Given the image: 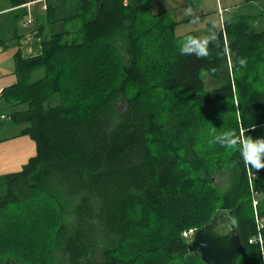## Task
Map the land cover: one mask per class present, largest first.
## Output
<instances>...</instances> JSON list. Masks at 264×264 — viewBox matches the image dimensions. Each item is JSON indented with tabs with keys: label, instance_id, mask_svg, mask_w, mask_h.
<instances>
[{
	"label": "trees",
	"instance_id": "1",
	"mask_svg": "<svg viewBox=\"0 0 264 264\" xmlns=\"http://www.w3.org/2000/svg\"><path fill=\"white\" fill-rule=\"evenodd\" d=\"M257 19L225 22L197 59L180 54L189 35L177 36L170 15L153 14L149 0H81L64 19L80 22L75 33L52 32L38 56L15 54L0 126L25 127L36 152L0 177V264H202L182 233L220 211L243 244L235 264H264V247L248 243L254 200L264 216V169L209 143L213 127L264 137ZM203 73L220 86L207 90Z\"/></svg>",
	"mask_w": 264,
	"mask_h": 264
},
{
	"label": "crops",
	"instance_id": "2",
	"mask_svg": "<svg viewBox=\"0 0 264 264\" xmlns=\"http://www.w3.org/2000/svg\"><path fill=\"white\" fill-rule=\"evenodd\" d=\"M81 0H27V3L20 6H14L11 0H0V77L5 76V65L10 67V62L13 57L24 46L30 45L31 50L37 52L40 49V42L46 39L48 40L52 31L57 29L61 25H67L71 23L70 20H64L70 18V13L56 18V13L64 11H70L76 9L78 11ZM260 0H198L196 6L190 5L186 0H172L171 4H166V0H149L150 9L153 14H157L161 11L167 12L172 21L176 23L175 31L177 36L192 35L200 36L208 32L209 29H213L216 33L222 29L225 22L235 19L237 16H251L255 17L253 11L258 10L257 4ZM65 2H71L67 4ZM254 6L256 9L253 10ZM191 7L194 10L195 17L184 16V9ZM261 11V9H260ZM264 11V10H262ZM28 12H31L32 17H38L37 26L35 29L27 33L25 30L27 25L24 18L21 19V15L25 16ZM264 14V13H261ZM37 19V18H36ZM264 22V18L261 19ZM54 21H58L56 24H50ZM26 25V27H25ZM213 26H215L213 28ZM49 29V31L47 30ZM50 32V33H49ZM59 32V31H58ZM47 35H46V34ZM45 34V35H44ZM13 43V49L7 47V43ZM9 51V53H8ZM31 52V51H30ZM29 56H26L28 58ZM10 70V68H9ZM1 79V78H0ZM11 85V84H10ZM6 86L0 85V92Z\"/></svg>",
	"mask_w": 264,
	"mask_h": 264
},
{
	"label": "rangeland",
	"instance_id": "3",
	"mask_svg": "<svg viewBox=\"0 0 264 264\" xmlns=\"http://www.w3.org/2000/svg\"><path fill=\"white\" fill-rule=\"evenodd\" d=\"M67 4H70L71 2H65ZM259 7L258 10L253 11L258 17L256 20L254 26L256 31H264V22H262L261 17H259L260 12L264 13V0H260L259 3L257 4ZM254 7V6H252ZM256 9L255 7L253 10ZM261 9V11H260ZM70 11H64L62 10L59 13H56V18H61L67 14L70 13L69 16L73 17L77 14L76 9H71ZM68 16V15H67ZM24 18L25 22H30L29 25H27L26 32L30 33L32 32L35 27L37 26L38 22V17L35 16V19L32 17L31 12H28L27 15L22 16L21 19ZM37 18V19H36ZM80 26L79 21H73L67 25H61L57 27V29H50V32H70V33H75ZM26 27V25H25ZM49 31V29H47ZM49 32V33H50ZM46 34V33H45ZM44 34V35H45ZM48 34V33H47ZM46 34V35H47ZM175 34L177 35L176 31ZM47 40V39H46ZM43 41V40H42ZM41 43V42H40ZM13 43L9 42L7 43V47L9 49H13ZM116 46L118 49L121 51V53L124 55V50H123V43L120 41L116 42ZM31 46L27 45L24 46L21 49V56L23 58H26V56L29 57H35L38 56L41 53V46L40 49H38L37 52L34 50H31ZM31 51V52H30ZM9 53V51H8ZM28 57V58H29ZM12 61L10 62V67L7 66V63L5 65L6 71H5V76L0 77V85L2 84L3 86H10L16 81V77L13 74L14 71V64H13V57L11 56ZM10 68V70H9ZM43 73L42 70L37 71L33 77L32 80L36 81L42 77ZM202 78L204 79V84L207 90H212L213 88H216L220 86L221 83L218 81H213L211 80L206 73L202 74ZM58 104V98L57 96H53L49 101H48V106H56ZM5 118L8 119L7 114H4ZM2 125L0 126V177L9 174V173H14L20 170V168L28 162L30 158H32L35 155L36 148H35V142L34 140L28 136V135H22V130L25 128L23 126H14L10 124L7 120L2 121ZM221 182V183H220ZM224 180L223 178H218L217 180V186L219 188H222L224 186ZM262 197L264 198V193L262 194ZM253 207V203H252ZM199 260V259H198ZM182 264H200L198 262H190V261H184Z\"/></svg>",
	"mask_w": 264,
	"mask_h": 264
},
{
	"label": "clouds",
	"instance_id": "4",
	"mask_svg": "<svg viewBox=\"0 0 264 264\" xmlns=\"http://www.w3.org/2000/svg\"><path fill=\"white\" fill-rule=\"evenodd\" d=\"M171 3L172 0H166L167 5ZM183 15L197 19L191 7L185 8ZM216 40V32L209 29L204 35L186 36L179 42L178 47L181 55L186 57L195 56L197 59H202L209 55V45L216 42ZM240 63L244 64L245 61L241 60ZM209 135L212 137L209 141L210 144H219L228 149H235L240 152L246 166L254 168L256 171L264 169V137L253 138L246 135V130L243 128H240L239 132L230 129L218 133L216 128L213 127L210 129Z\"/></svg>",
	"mask_w": 264,
	"mask_h": 264
},
{
	"label": "water",
	"instance_id": "5",
	"mask_svg": "<svg viewBox=\"0 0 264 264\" xmlns=\"http://www.w3.org/2000/svg\"><path fill=\"white\" fill-rule=\"evenodd\" d=\"M187 250L197 254L202 264H235L243 244L228 213L220 211L206 226L195 230Z\"/></svg>",
	"mask_w": 264,
	"mask_h": 264
},
{
	"label": "built area",
	"instance_id": "6",
	"mask_svg": "<svg viewBox=\"0 0 264 264\" xmlns=\"http://www.w3.org/2000/svg\"><path fill=\"white\" fill-rule=\"evenodd\" d=\"M30 22H27L26 25H29ZM1 120L3 117L0 118ZM257 202L253 201V211H254V222H255V228L256 233L255 235L248 241L249 244H256L260 247V250L262 251L264 247V240L261 236L262 231L264 230V216L260 217L256 210ZM195 230H188L182 233V237L187 240H191L192 236L194 235Z\"/></svg>",
	"mask_w": 264,
	"mask_h": 264
}]
</instances>
